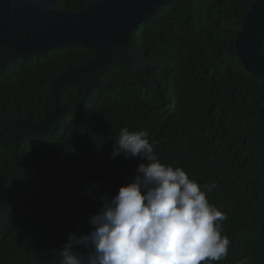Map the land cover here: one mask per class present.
Wrapping results in <instances>:
<instances>
[{"label":"trees","instance_id":"obj_1","mask_svg":"<svg viewBox=\"0 0 264 264\" xmlns=\"http://www.w3.org/2000/svg\"><path fill=\"white\" fill-rule=\"evenodd\" d=\"M254 1L173 2L129 31V47L156 62L149 75L161 85L163 109L135 69L117 66L100 76L108 86L92 89L79 115L77 86H70L56 131L46 137L24 136L15 145L12 131L0 128V264H59L68 233L90 231L99 201L85 186L98 183L97 197L114 196L147 163L110 158L125 127L145 131L161 163L201 186L215 185L207 199L229 214L230 248L214 264H264V145L246 140L264 135L257 112L264 79L248 73L235 50ZM56 2L85 9L84 0ZM93 58L80 47L15 58L0 71V112L43 119L52 80ZM251 203L253 211L240 216Z\"/></svg>","mask_w":264,"mask_h":264},{"label":"clouds","instance_id":"obj_2","mask_svg":"<svg viewBox=\"0 0 264 264\" xmlns=\"http://www.w3.org/2000/svg\"><path fill=\"white\" fill-rule=\"evenodd\" d=\"M257 112L264 131V106ZM263 137L246 140L262 145L257 140ZM121 154L147 163L114 196L97 197L98 183L85 186L99 209L87 234L68 233L59 264H214L229 257L230 240L222 235L229 214L207 199L215 185L201 186L182 168L161 163L145 131L121 129L110 158ZM252 211L251 203L240 216Z\"/></svg>","mask_w":264,"mask_h":264},{"label":"water","instance_id":"obj_3","mask_svg":"<svg viewBox=\"0 0 264 264\" xmlns=\"http://www.w3.org/2000/svg\"><path fill=\"white\" fill-rule=\"evenodd\" d=\"M85 9L79 12L62 8L56 0H0V71L15 58L27 61L45 58L49 51L80 47L89 50L93 60L76 68H69L52 80L43 103V119L30 113L18 119L4 109L0 112V128L12 131V142L44 136L56 131L61 113V100L70 86H77V113L92 89L108 86L100 76L117 66L133 68L141 86L165 101L161 85L149 71L156 62L147 52L129 47L128 33L135 26L155 17L165 5L192 0H84ZM242 32L236 37L235 50L246 71L264 79V0H255L250 12L242 20ZM264 125V121H263ZM264 145V137L258 139ZM3 196V185H0Z\"/></svg>","mask_w":264,"mask_h":264},{"label":"rangeland","instance_id":"obj_4","mask_svg":"<svg viewBox=\"0 0 264 264\" xmlns=\"http://www.w3.org/2000/svg\"><path fill=\"white\" fill-rule=\"evenodd\" d=\"M224 212L226 214H228V212L225 209H224ZM222 235L227 236L228 238L230 237V233L229 232H226V229L225 228L222 229Z\"/></svg>","mask_w":264,"mask_h":264}]
</instances>
